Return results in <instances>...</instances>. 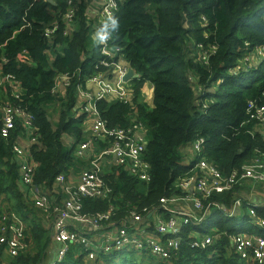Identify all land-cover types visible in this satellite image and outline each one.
I'll use <instances>...</instances> for the list:
<instances>
[{
    "label": "trees",
    "instance_id": "trees-1",
    "mask_svg": "<svg viewBox=\"0 0 264 264\" xmlns=\"http://www.w3.org/2000/svg\"><path fill=\"white\" fill-rule=\"evenodd\" d=\"M53 2L0 0V122L4 107L19 109L31 119L25 128L21 116L16 118L8 138L0 137V235L12 223L10 211L25 225L23 249L11 256L1 246L0 264H258L242 260L230 236L264 238V228L246 214L256 205L258 217L264 219V201L258 205L253 198L254 189H264L261 183L211 195L208 201L227 211L239 198L242 216L228 218L214 210V231L191 234L196 227L183 228L180 247L171 248L168 259L158 260L133 246L96 253L71 244L62 261L49 260L56 216L35 207L23 192L20 160L13 148L26 131L36 138L28 148L35 165L32 184L53 199L58 192L61 201L64 195L56 178L90 168L75 155L87 140L88 125L86 116L78 114L83 105L79 90H88L87 81L105 71L95 40L102 26L90 16L96 0ZM114 17L119 28L109 46L120 51L115 62L136 77L128 82V101L105 99L95 107L109 130L126 131L136 123L143 127L147 144L142 160L148 179L141 181L105 157L111 162L103 165L101 178L110 193L106 198L81 197L80 204L82 217L108 214L110 219L100 223L101 231L82 230L76 224L86 240L120 228L135 238L145 223L146 235H158L146 212L156 209L161 198L183 194L175 185L188 171L185 150L201 138L206 142L203 157L225 178L264 157V136L251 118L255 109L248 115L250 102L255 108L264 106V60L237 69L244 58L257 54L256 49L264 51V0H121ZM63 75L69 82L61 89L57 80ZM146 85L152 89L150 104L142 96ZM108 142L93 140L94 155L104 152ZM132 213L146 220L133 226ZM4 234L10 237L9 232ZM190 234L218 238L205 249H196ZM172 237L166 233L161 239L166 243ZM92 253L95 257L90 259Z\"/></svg>",
    "mask_w": 264,
    "mask_h": 264
},
{
    "label": "built area",
    "instance_id": "built-area-1",
    "mask_svg": "<svg viewBox=\"0 0 264 264\" xmlns=\"http://www.w3.org/2000/svg\"><path fill=\"white\" fill-rule=\"evenodd\" d=\"M121 0H103L99 10L96 12L100 24H106L109 17H114L118 4ZM111 37L100 40V54L109 62L102 61L106 71L100 75L89 79V89L86 91L79 90V99L84 102L79 111L80 116H86L88 124H91V133L94 139L104 137L112 141V147L106 149L91 162V169L84 171L79 180L75 183L68 182L65 177L58 176L57 184L60 186L62 194L66 195V200L58 201L59 193H55L54 199L49 197L43 190L32 184V177L35 171V165L31 163L28 149L20 146L13 148L14 154L20 160V175L21 185L24 188L23 192L32 198L35 207L44 212L53 213L56 216L53 225V242L57 244V260L60 262L64 259L69 251V245L78 244L84 245L85 248L92 245V239L86 240L75 229V225L88 222L93 229L101 231L103 227L101 222L109 221L108 214L97 215L93 219L84 218L81 216L82 206L80 204L81 197L87 198H106L110 193L105 188L102 181V170L100 161L106 156L115 158L117 165L122 166L129 171L131 175L137 176L141 181L148 179V166L143 162L142 155L146 148L145 131L140 124H133L126 131L109 130L105 122L101 119L95 103L105 99H113L120 102H126L130 98L131 91L128 87V82H123V77L128 72L127 67L115 62L119 56V50H113L109 44ZM259 50H257L258 53ZM69 79L65 75L59 76L57 85L59 88L68 86ZM94 88V89H93ZM255 109V113L251 116L257 121L256 127H259L264 136V106L255 108L254 104H248V115L250 110ZM3 116L1 119L0 137L8 138L10 132L15 128L16 118L24 120V127L30 125V117L21 110L10 107L2 109ZM29 130V129H28ZM30 131V130H29ZM36 138H30L29 146L35 143ZM91 142L82 143L80 148L76 150V155L83 158L84 152L90 148ZM206 142L203 138L197 140L190 148L189 155L191 159L185 161L188 166V171L185 177L181 179L175 187L183 194L172 196L170 198H161L156 209L146 212V219L151 222L153 220L155 232L158 234L151 235L146 238V228L149 224H144L142 229H137L138 238H131L125 229H114L111 235L109 232L99 233L104 240V249L96 248V253H109L114 250H125L130 247H135L137 251H147L149 255L160 259H168V251L171 248H179L181 244L180 232L183 228L189 226H197L209 218L211 212L218 210L226 217L234 215L242 216V201L237 198L231 211H227L223 206L209 202L208 199L213 194H222L230 192L235 186H242L246 182H254L264 184V157L257 159L250 166L243 167L242 172H236L229 178H225L205 157L203 151ZM57 202L61 206L57 205ZM257 206L246 210L247 216L251 222L259 228H264V219L258 217L256 212ZM52 211V212H51ZM11 219L9 230H1L3 235H0V247L5 245L11 256L23 249L22 243L23 232L25 230L24 223L19 219L15 211L8 213ZM130 224L135 226L144 221L135 213L130 215ZM135 224V225H134ZM71 228L74 230L71 231ZM136 228V227H135ZM9 232L10 237L7 238L4 233ZM169 233L173 237L164 243L161 236ZM134 235V236H135ZM191 246L196 249H205L213 243V240L218 238L215 234H209L205 237L192 236ZM143 239L144 246L140 241ZM232 247L237 255L247 261H253L258 264L264 262V238L258 235L234 234L230 236ZM132 247V248H133ZM99 250V251H98ZM101 250V251H100ZM92 253L89 258H94Z\"/></svg>",
    "mask_w": 264,
    "mask_h": 264
},
{
    "label": "crops",
    "instance_id": "crops-1",
    "mask_svg": "<svg viewBox=\"0 0 264 264\" xmlns=\"http://www.w3.org/2000/svg\"><path fill=\"white\" fill-rule=\"evenodd\" d=\"M102 2H103V0H96V3L94 4V7L92 8V11H91V13H90V16L97 22V23H100V21H99V19H98V17L96 16V12L99 10V8L101 7V5H102ZM93 11H96L95 13H93ZM90 86V85H89ZM94 89V88H93ZM145 91H146V86L144 87V89H143V92H142V94L143 93H145ZM149 92L152 94V89H150L149 90ZM83 104H84V102L82 101V100H80ZM83 105H81L80 106V108H79V111H80V109H81V107H82ZM79 114V113H78ZM87 124H88V122H87ZM85 133H86V142H91L92 143V141L93 140H97V139H94L93 137H92V133H91V124H88L87 126H86V131H85ZM29 140H30V132H28V131H26V133H25V135H23V136H20V137H18L17 138V142H18V145L20 146V147H22V148H24V149H28L29 148ZM99 141H101V142H105V143H107L108 142V140L107 139H105L104 137H100L99 139H98ZM107 141V142H106ZM86 142H84V143H86ZM109 144H108V146H106L107 147V149H110L111 147H112V144L110 143V142H108ZM64 144H66V145H69V143H68V141L67 140H65L64 141ZM108 147H110V148H108ZM75 155H76V153H75ZM96 156H98V154L97 155H94V150H92V145H90V148L86 151V152H84V155H83V158H79V157H77V155H76V157L78 158V159H80V160H82V161H86L87 162V164H89L90 165V168L89 169H91L92 167H91V162L95 159V157ZM106 157H110L111 158V161L110 160H107V159H104V160H101L99 163H100V165H101V170L103 169V165L105 164V163H112V164H114V165H116L117 163H116V160H115V158L114 157H112V156H106ZM191 159V155H189L188 154V158H187V160H190ZM187 160H185V161H187ZM184 161V162H185ZM104 162V163H103ZM89 169H86V170H82V172H84V171H87V170H89ZM82 172H80L81 174H82ZM74 174V173H69L68 175H65V176H63V177H65L66 178V180L68 181V182H72V183H75V182H77L78 180H79V177L81 176V174ZM56 186L59 188V190H60V186L56 183ZM259 192H257L256 194H258ZM64 195V194H63ZM259 195V194H258ZM66 198H67V196L66 195H64V197H63V199L62 200H66ZM61 200V201H62ZM254 201H255V203L256 204H258L259 205V203H260V205H262V203L263 202H260L261 201V199H255L254 198ZM262 201H264V200H262ZM153 217V216H152ZM152 217H151V223L153 224V220H152ZM144 220H146V219H144ZM47 222H50V221H47ZM146 224V223H145ZM78 225V224H77ZM154 225V224H153ZM79 228H82V230H83V228H85L87 231H96L95 229H93L92 228V226L88 223V222H84V224H81L80 226H79ZM52 229H53V227H52ZM114 233V231H110V233L109 234H113ZM194 236H197V234L196 235H194ZM200 237H203V236H201V235H199ZM90 239H96L97 240V245H96V248H101L102 250L104 249V240H103V237H102V235L101 234H96L95 236H93L92 238H90ZM57 248H58V246H57V244H55L54 242H52V245H51V247H50V257H49V260L50 261H53L55 258H57ZM99 251V250H98ZM101 251V250H100Z\"/></svg>",
    "mask_w": 264,
    "mask_h": 264
},
{
    "label": "clouds",
    "instance_id": "clouds-1",
    "mask_svg": "<svg viewBox=\"0 0 264 264\" xmlns=\"http://www.w3.org/2000/svg\"><path fill=\"white\" fill-rule=\"evenodd\" d=\"M49 3H50V1H53V0H47ZM51 4V3H50ZM98 25H100V26H102V30L100 31V32H98L97 34H96V38H95V40H96V42H97V44H98V46H99V39L100 40H105V39H107V38H109V37H111L112 36V34L113 33H115L117 30H118V28H119V23H118V20L115 18V17H109V20H108V22L104 25V24H100V23H97ZM256 50H259V49H256ZM99 54H100V46H99ZM259 54H261V56H264V51H261V50H259L258 51V53L256 54V55H253V56H249V57H246V58H244V60H243V64H241L240 66H238L237 67V69H239L241 66H244L247 62H253V63H251L250 65H253L255 62H254V60H255V57L257 56V55H259ZM101 55V54H100ZM102 56V55H101ZM120 56V55H119ZM118 56V57H119ZM118 57H116V59L118 58ZM102 58H103V60L102 61H104V57L102 56ZM115 59V60H116ZM102 61L100 62V65H101V63H102ZM103 67V66H102ZM105 71H106V69H105ZM105 71L103 72V73H105ZM130 70H128V72H129ZM127 74V73H126ZM134 74V73H133ZM136 76L134 75V77L133 78H135ZM132 78V79H133ZM132 79H130V80H132ZM129 80V81H130ZM128 81V82H129ZM259 206H257V208H258ZM212 214L209 216V218L208 219H206L204 222H202V223H200V224H198L197 226H194V227H196V229L195 230H193L192 232H191V234L193 233V232H196V231H198L199 233H207V232H212V231H214L215 230V228H216V224H217V222H216V220H214L213 218H212ZM234 217H236V218H238L239 216L238 215H234L233 217H228V218H234ZM202 225H205L206 226V228H204V229H199ZM197 233V232H196ZM248 262V261H247Z\"/></svg>",
    "mask_w": 264,
    "mask_h": 264
},
{
    "label": "rangeland",
    "instance_id": "rangeland-1",
    "mask_svg": "<svg viewBox=\"0 0 264 264\" xmlns=\"http://www.w3.org/2000/svg\"><path fill=\"white\" fill-rule=\"evenodd\" d=\"M262 60H264V56H261V54H259V55H257L256 57H255V60H254V62L255 63H259V62H261ZM151 89V86L150 85H146V91H145V93H143L142 94V96L144 97V101L145 102H147L148 104H150L151 103V101H152V96H153V94H151L150 92H149V90ZM186 152H190V149L189 150H185ZM177 184V183H176ZM245 185H247L248 187H250V188H255V184H254V182H246L245 183ZM257 187H258V185H257ZM258 192V189H254V192H253V198H255V199H261V200H264V189L263 190H261L258 194H256ZM11 212V211H10ZM233 222L234 223H239V222H241L239 219H234L233 220ZM204 228H206V226L205 225H202L199 229H204ZM196 232H198V231H196ZM151 237V235H146V238H150ZM93 244L92 245H90V246H88V248H91V249H93V250H95V246L97 245V240L96 239H93ZM95 255V254H94ZM138 255H141V254H138ZM152 256V255H151ZM156 259H158V260H161L160 258H158V257H155ZM248 262H251V263H255V262H253V261H248Z\"/></svg>",
    "mask_w": 264,
    "mask_h": 264
},
{
    "label": "water",
    "instance_id": "water-1",
    "mask_svg": "<svg viewBox=\"0 0 264 264\" xmlns=\"http://www.w3.org/2000/svg\"><path fill=\"white\" fill-rule=\"evenodd\" d=\"M52 5H54L53 1H50ZM134 77V74L132 71L127 72V74L123 77V82H128L130 79Z\"/></svg>",
    "mask_w": 264,
    "mask_h": 264
}]
</instances>
